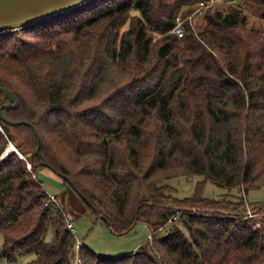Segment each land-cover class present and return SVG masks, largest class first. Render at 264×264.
I'll use <instances>...</instances> for the list:
<instances>
[{"label":"trees","instance_id":"trees-1","mask_svg":"<svg viewBox=\"0 0 264 264\" xmlns=\"http://www.w3.org/2000/svg\"><path fill=\"white\" fill-rule=\"evenodd\" d=\"M201 1L89 0L0 32V86L18 100L3 113L33 124L0 119V156L10 141L24 153L0 157V260L75 264V226L38 175L49 165L113 233L152 230L116 257L83 241L80 264H264V201L203 193L208 179L264 185V30L246 13L264 19V0H216L179 37ZM181 174L205 178L173 197L163 181Z\"/></svg>","mask_w":264,"mask_h":264},{"label":"rangeland","instance_id":"rangeland-1","mask_svg":"<svg viewBox=\"0 0 264 264\" xmlns=\"http://www.w3.org/2000/svg\"><path fill=\"white\" fill-rule=\"evenodd\" d=\"M224 1V0H222ZM246 13L255 24L264 30V19L251 10H246ZM128 23L125 27H128ZM159 34H154V41L159 39ZM15 151L20 157L24 153L20 152L17 148V142H8L5 150L0 157L8 155L10 152ZM22 154V155H21ZM30 154L28 152L25 155ZM39 177L44 182L45 187L50 193L57 194L61 206L64 208L68 217L73 221L75 226V235L77 238L84 241L96 253L105 256H120L130 251L138 249L149 239L151 229L143 222L139 221L135 227L126 233L116 234L113 233L103 220H97L96 215L92 213L89 206L78 195V193L68 184H65L56 172L48 167L41 168L38 172ZM203 175H176L169 177L163 181L168 184V194L177 198H184L192 195L195 186L197 187L199 181L204 179ZM198 184V185H196ZM203 193L207 197L222 198L226 195L237 199L244 195L250 202L264 201V185L252 189L247 193H243L238 187H222L215 184L210 179L206 180L203 187ZM65 214V215H66ZM66 215V216H67ZM263 214L257 216L258 221L261 220ZM67 217V218H68ZM53 224L46 232L47 239H51L53 235ZM33 254L18 257L17 260L7 261L0 260V264H28Z\"/></svg>","mask_w":264,"mask_h":264},{"label":"water","instance_id":"water-1","mask_svg":"<svg viewBox=\"0 0 264 264\" xmlns=\"http://www.w3.org/2000/svg\"><path fill=\"white\" fill-rule=\"evenodd\" d=\"M89 0H0V32L24 27L38 21L44 20L49 16L67 11ZM0 92L5 93L8 102L0 105V119L9 124H33L27 120H11L4 113L3 108H16L18 100L15 94L4 86H0ZM36 139L40 142V137L36 128H34ZM40 146L37 147L36 153L39 152ZM48 167H50L48 165ZM50 169L53 170L52 167ZM54 171V170H53ZM58 174V173H57ZM64 177L63 174H58ZM87 205H91L90 200L78 189L75 190ZM103 221L108 222L104 215H101ZM110 230L113 232L112 228Z\"/></svg>","mask_w":264,"mask_h":264},{"label":"built area","instance_id":"built-area-1","mask_svg":"<svg viewBox=\"0 0 264 264\" xmlns=\"http://www.w3.org/2000/svg\"><path fill=\"white\" fill-rule=\"evenodd\" d=\"M215 1L216 0H207V1L198 2L197 4H195L194 10L190 14H188L186 17L179 15L177 17V21L173 27V31L179 37H182L186 31V21L192 23L193 20L197 16H202L208 8L212 7V5L214 4ZM0 129H2L1 126H0ZM52 201H54L55 203H58V198L56 197L55 194L49 193V202H52ZM249 214L252 215V212L249 211ZM66 223H67V227L69 229H71L72 231H74L73 221L71 219H67ZM151 232H152V230H151ZM149 239H152L151 233L149 234ZM81 245H83V241L79 238H76V253L77 254H76V258H75V264H80L79 248Z\"/></svg>","mask_w":264,"mask_h":264},{"label":"crops","instance_id":"crops-1","mask_svg":"<svg viewBox=\"0 0 264 264\" xmlns=\"http://www.w3.org/2000/svg\"><path fill=\"white\" fill-rule=\"evenodd\" d=\"M54 193V192H53ZM56 194V193H55ZM57 195V194H56Z\"/></svg>","mask_w":264,"mask_h":264}]
</instances>
